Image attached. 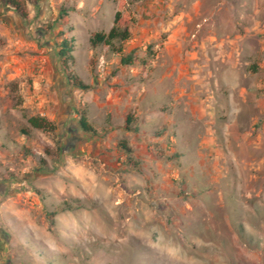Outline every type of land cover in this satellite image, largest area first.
<instances>
[{
	"label": "rangeland",
	"instance_id": "obj_1",
	"mask_svg": "<svg viewBox=\"0 0 264 264\" xmlns=\"http://www.w3.org/2000/svg\"><path fill=\"white\" fill-rule=\"evenodd\" d=\"M121 3L0 0V264H264V0H125V66L89 42Z\"/></svg>",
	"mask_w": 264,
	"mask_h": 264
},
{
	"label": "trees",
	"instance_id": "obj_2",
	"mask_svg": "<svg viewBox=\"0 0 264 264\" xmlns=\"http://www.w3.org/2000/svg\"><path fill=\"white\" fill-rule=\"evenodd\" d=\"M5 3L13 8L16 12L26 16L24 5L26 0H4ZM125 0H122L119 10L116 12L114 17V23L111 29L107 32H96L93 33L89 42L93 48L104 46L113 52L120 60L122 66L133 65L135 63V55L131 51L128 54L124 53V46L134 35V26L137 23V18L132 13L124 10ZM74 38H62L58 43V56L61 60L62 67L66 73L69 83L79 89L86 90L89 85L85 84L74 71V65L76 59L74 56L75 44ZM135 120L133 115H128L126 118L125 127L131 130V123ZM30 125L36 129L46 131L53 129L54 124L47 118L40 116H31L28 119ZM79 127L86 133H97L96 129L89 121L85 113L79 114L78 120ZM120 147L126 151V153H132V149L128 146L127 141H122Z\"/></svg>",
	"mask_w": 264,
	"mask_h": 264
},
{
	"label": "crops",
	"instance_id": "obj_3",
	"mask_svg": "<svg viewBox=\"0 0 264 264\" xmlns=\"http://www.w3.org/2000/svg\"><path fill=\"white\" fill-rule=\"evenodd\" d=\"M254 19L259 20L263 19L264 17V12H255V15L252 16ZM258 31L259 33H262L259 35V38L261 43L260 45L254 49L255 53V59L256 62L252 65V74L255 78H257V85L258 86H264V22L258 21ZM236 67H238V64L236 61L231 66V70H236ZM259 93V92H257ZM260 94L264 95V91H260Z\"/></svg>",
	"mask_w": 264,
	"mask_h": 264
}]
</instances>
